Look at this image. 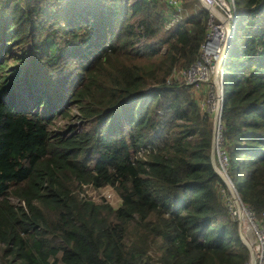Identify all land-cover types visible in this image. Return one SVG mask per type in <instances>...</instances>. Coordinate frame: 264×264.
<instances>
[{
  "label": "trees",
  "instance_id": "trees-1",
  "mask_svg": "<svg viewBox=\"0 0 264 264\" xmlns=\"http://www.w3.org/2000/svg\"><path fill=\"white\" fill-rule=\"evenodd\" d=\"M234 1L223 148L228 178L259 216L264 0ZM206 28L203 8L174 22L154 0H0V74L13 47L22 53L0 76V264H244L211 116L190 86L168 82L199 60ZM21 77L36 111L15 105ZM57 117L86 130L54 132ZM103 188L116 207L86 194Z\"/></svg>",
  "mask_w": 264,
  "mask_h": 264
},
{
  "label": "built area",
  "instance_id": "built-area-1",
  "mask_svg": "<svg viewBox=\"0 0 264 264\" xmlns=\"http://www.w3.org/2000/svg\"><path fill=\"white\" fill-rule=\"evenodd\" d=\"M178 21L185 13L181 0H154ZM207 12V34L200 47V58L185 70L174 71L168 82L176 81L199 90L206 82L214 87L206 108L212 119L215 171L224 183L221 190L229 219L237 223L248 256L244 264H264V213L256 216L240 199L227 175L228 161L223 148L221 110L223 102L222 70L234 33V0H197ZM208 103V102H207Z\"/></svg>",
  "mask_w": 264,
  "mask_h": 264
},
{
  "label": "rangeland",
  "instance_id": "rangeland-1",
  "mask_svg": "<svg viewBox=\"0 0 264 264\" xmlns=\"http://www.w3.org/2000/svg\"><path fill=\"white\" fill-rule=\"evenodd\" d=\"M197 0H184L183 4L185 6V13L184 17L187 15H191L196 12V9H199L196 5ZM198 5V4H197ZM12 46V45H11ZM21 51L19 47H13L11 50V55L6 56L5 61H7V67L8 70L5 72L1 73V75L5 76L10 70L11 66H17L19 62H17L14 58L15 55L18 57L21 56ZM3 61V63L5 62ZM2 62V61H1ZM13 66V67H14ZM20 66V65H18ZM23 70L25 67L23 66ZM176 72H179L176 70ZM214 87L211 85L210 82H206L199 90L195 89L194 87H191V93L194 96V99L196 100L197 104L199 105L200 111L202 113H207L206 108L208 107L210 103L209 96L211 93H214ZM14 92L17 94V102L15 105L18 108H25L28 110H33L36 111V108H33V105L36 101V98H31L29 97V93L27 89L25 88L23 84V79L22 77L18 79L16 82V87ZM20 94V95H19ZM208 102V103H207ZM40 112H43L44 106L38 108ZM72 114H75L76 111H71ZM209 114V113H208ZM74 127L73 133H82L86 130V124L79 122L78 120L74 119H69V118H60L57 117V119L54 122L53 127L51 128L54 132H62L64 133L67 137H69L71 134H73L70 131H66L68 127ZM87 196L96 204H100L102 202H106L107 204L111 205L112 207H116L119 203L118 199L116 198L114 191L111 188H103L100 190H94V189H87L86 191Z\"/></svg>",
  "mask_w": 264,
  "mask_h": 264
},
{
  "label": "water",
  "instance_id": "water-1",
  "mask_svg": "<svg viewBox=\"0 0 264 264\" xmlns=\"http://www.w3.org/2000/svg\"><path fill=\"white\" fill-rule=\"evenodd\" d=\"M213 147H212V154H211V160H212V164H213V167H214V169H215V160H214V154H213ZM241 240V239H240ZM241 242H243L242 240H241Z\"/></svg>",
  "mask_w": 264,
  "mask_h": 264
},
{
  "label": "clouds",
  "instance_id": "clouds-1",
  "mask_svg": "<svg viewBox=\"0 0 264 264\" xmlns=\"http://www.w3.org/2000/svg\"><path fill=\"white\" fill-rule=\"evenodd\" d=\"M235 22H236V19H235ZM234 29H235V27H234ZM234 34V33H233ZM232 39H233V37H232ZM231 46H232V41H231ZM231 46H230V48H231ZM230 50V49H229ZM228 50V51H229ZM228 53V52H227ZM226 56H227V54H226ZM225 59H226V57H225ZM223 71V70H222ZM244 245V244H243Z\"/></svg>",
  "mask_w": 264,
  "mask_h": 264
},
{
  "label": "crops",
  "instance_id": "crops-1",
  "mask_svg": "<svg viewBox=\"0 0 264 264\" xmlns=\"http://www.w3.org/2000/svg\"><path fill=\"white\" fill-rule=\"evenodd\" d=\"M197 4H198V2L196 1V5L195 6H197L198 8H200V5L199 4L197 5Z\"/></svg>",
  "mask_w": 264,
  "mask_h": 264
}]
</instances>
